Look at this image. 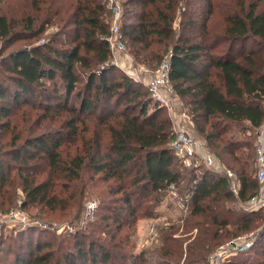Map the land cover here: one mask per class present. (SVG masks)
Masks as SVG:
<instances>
[{
  "label": "trees",
  "instance_id": "16d2710c",
  "mask_svg": "<svg viewBox=\"0 0 264 264\" xmlns=\"http://www.w3.org/2000/svg\"><path fill=\"white\" fill-rule=\"evenodd\" d=\"M177 1L129 0L130 6L141 2L142 9L132 8L135 19L129 17L122 30L140 61L160 65L166 54L147 52L153 45L162 44L164 51H170L169 79L175 93L185 102L209 146L229 155L222 158L213 151L223 164L225 158L229 164L234 163L232 167L224 166L237 173L239 194L233 192L224 172L206 164L199 171L181 168L180 157L171 146L175 132L170 118L163 115L164 107L146 85L111 60L108 0H31V4L29 0L31 7L24 11L20 30L13 18L0 14V37L7 44L17 38L37 37L56 21L67 39L61 41L56 34L41 44L11 50L1 60L0 132L12 137L8 148L0 139V194H6L4 187L8 183L15 185L11 173L16 169L25 193L23 207L37 204L51 211L77 212L81 208L79 193L85 188L79 185L89 173V179L108 182L104 193L111 198L105 205L109 213L103 220L112 219L118 229L129 226L118 239L114 233L103 241L90 233L71 232L58 240L57 247L28 237L25 243L11 246L8 255H1L0 249V264H145L144 252L133 251L130 226L140 215H155L172 184L179 193L177 200L192 206L193 217L187 219V226L199 231L195 242L188 246V264L205 262L224 238L264 228V210L239 211L229 205L236 199L246 202L260 189V183L257 168L250 166V153H238V143L227 138L234 126L245 122L257 137L264 121L262 0L251 2L247 9L232 8L225 18L223 33L212 32L206 21L200 34L180 35L172 41ZM209 2L212 14L213 2ZM251 39L254 47L245 49L244 43ZM223 42L229 43L228 48L218 50ZM26 103L46 114H68L62 122L67 133H32V124H12L11 114ZM94 117L98 125L105 126V133L95 129L91 137H83L79 152L64 158V137L80 136V124H88L86 120ZM23 134L26 136L18 144ZM39 159L46 162L45 168ZM43 171L48 172V177L40 180Z\"/></svg>",
  "mask_w": 264,
  "mask_h": 264
},
{
  "label": "rangeland",
  "instance_id": "374dc122",
  "mask_svg": "<svg viewBox=\"0 0 264 264\" xmlns=\"http://www.w3.org/2000/svg\"><path fill=\"white\" fill-rule=\"evenodd\" d=\"M60 1L61 0H59V2ZM119 1L123 8V16L121 19L122 27L129 17H131L132 20L135 19L134 16L131 15V12H133L132 8L135 7L134 9L136 11H140L142 9V3L137 2L133 4V6H130L127 4L129 0ZM209 1L210 0L177 1L173 14L172 41L180 35L188 36L200 34L202 32L200 27L206 21L212 32L223 33L227 26V20L225 18L232 12V8L240 10L243 6L244 9H247L251 2H259V0H211V2H213L211 5L212 14H209ZM30 4L29 0H0V14H5L8 17L13 18L16 21V29L20 30L23 27L22 19L24 17V11L29 8ZM259 8L262 10L264 9V0L260 1ZM31 9L32 12H34L33 8ZM187 17H192V19L189 21ZM192 21H195V25L192 24ZM62 32L63 30L59 23L54 21L51 24H48L45 27L44 32L37 37L17 38L12 44H7L3 38L0 37V65L3 56L11 50L19 49L33 43L41 44L42 42L53 38L56 34H59L57 36L58 39L64 41L67 37L62 34ZM124 38L127 44L126 51L116 55L112 54L111 60L118 64L125 73L146 85V81L156 74L159 64L156 65V61H154V63H145L140 61V59H137L132 52L131 44L126 35H124ZM244 44L245 49H250L255 45L252 39ZM228 46V42H223L220 44L218 50H226ZM150 50L163 53V55L169 53V50L164 51L162 44L153 45L147 52H150ZM0 77H2L1 74ZM162 106L164 107L163 115L169 117L172 122L173 132L179 128V123L184 124L185 127L195 134L199 140L205 141L209 146L208 142L197 130L196 125L192 120V115L182 99L171 107L167 105ZM67 117H69L68 114H65L64 116H59L57 113L46 114L36 105L26 103L11 114L10 120L12 121V124L18 123L20 127L25 124H32V133L51 130L55 133L64 132L66 134L68 128L65 123L63 124L62 122L66 121L65 119ZM26 119L27 121L24 122ZM95 119L96 118L94 117L93 119L86 120L89 122V126H87L88 124H80V136L64 137L62 146V154L64 158L73 156L79 152L83 147V137H91L95 129L100 133H105V126L98 125L95 122ZM87 128H89V131ZM24 134H26V132ZM23 135L16 141L18 144L21 143L26 136ZM11 137L12 134L8 132H0V139L3 142V147H9V140ZM227 138L233 139L238 143V147L236 148L238 153L242 151L250 153V166L256 169V132L251 131L248 122L234 126L227 133ZM210 149L216 151L219 155L221 154L220 151H217L215 148L210 147ZM225 155H222V158L223 156L226 158L229 157V155ZM178 156L180 157L179 164L183 170L185 168H195L199 171L200 169L206 168L204 161L198 157L196 153H192L187 149H184ZM225 159H223L225 166H231L234 164L232 162L229 164ZM41 162L42 166L45 168L46 162H44L43 159H39V163ZM89 175L90 174L88 173L84 182L79 185V188L85 186L84 191L79 193L81 199V208L79 211H65L62 209L51 211L47 208H42V205L37 204H30L27 207L22 206V202L25 200V193L22 190L17 170H13L11 173V181H14L15 185H9L8 183L4 187L6 194H0V211L6 213L14 207L22 206V209L29 217V221L25 224L18 222L3 228V237L0 239V241H2V244L0 242V249H2L1 255H8L11 246L14 248L19 243H25L28 240V237H32L34 242L38 241L36 239H40L41 243L51 242L52 246L57 247L58 240H64L71 232L76 231L90 233L95 238L101 239L102 241L109 238L114 233L116 234L115 239H118L121 234L124 235L129 225H123L121 229H118V224L114 223L112 219L103 220V216L109 213L105 205L111 198L109 193H104L108 182H98L89 179ZM47 177L48 172L43 171L39 176V179L44 180ZM253 177H255V172ZM112 181L113 180L110 182ZM102 196H104V198H102ZM92 203L95 204L93 208H91ZM229 205H231L232 209L239 211H244V209L247 208L246 202L239 199L230 201ZM191 210V205H184L181 201L174 199L171 194L168 193V195H166L162 202L157 206L155 215L152 217L140 215L134 222H132L129 239L133 246V251L138 254L144 252V257H146L145 264H188V246L195 242V237L199 233L196 227L192 225L187 226V219L193 217H191L190 214ZM120 220L122 221V219ZM262 223H264V221ZM93 229L97 230L95 231ZM227 229H231V227H228ZM263 229L264 228L260 226L251 230L241 231L237 236L224 238L219 243L220 246L221 244L224 245L232 240H237L238 243L250 239L252 240V243L248 248L233 254L225 264H234L232 263L233 260L244 261V259L248 261L247 264L264 263V238L261 231ZM219 247L208 254L205 262L193 264H211V257ZM35 248L36 247L34 246V249ZM169 251L173 253L169 254ZM9 256L13 257L12 253Z\"/></svg>",
  "mask_w": 264,
  "mask_h": 264
},
{
  "label": "built area",
  "instance_id": "2783aa9c",
  "mask_svg": "<svg viewBox=\"0 0 264 264\" xmlns=\"http://www.w3.org/2000/svg\"><path fill=\"white\" fill-rule=\"evenodd\" d=\"M108 8L111 10V33L108 42L112 53L116 55L126 51L127 45L121 27L123 8L119 0H108ZM170 69L171 57L169 51L161 60L156 74L146 81V86L149 88L152 97L162 105H167L169 107L177 104L180 100L169 79ZM171 146L178 155H180L184 149H187L192 153H196L209 168L224 172L231 180V189L233 192L237 195L239 194L240 180L237 173L233 169L226 168L206 142L199 140L184 124L179 123V128L175 130V136L171 142ZM255 149L257 164L256 177L260 183V189L246 201V205L249 209L264 210V121L257 131ZM170 194L174 199H178L179 197V193L173 184L170 188ZM94 206L95 204L92 203L91 208ZM28 221L29 217L22 209V206L14 207L6 213L0 211V235L3 232V228L6 226H11L18 222L25 224ZM251 243V239L242 243H238L237 240H232L221 245L212 255L211 264H225L233 254L248 248Z\"/></svg>",
  "mask_w": 264,
  "mask_h": 264
}]
</instances>
